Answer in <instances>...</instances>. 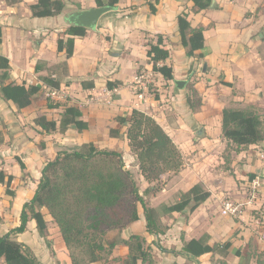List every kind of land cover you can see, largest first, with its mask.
<instances>
[{"label":"crops","instance_id":"0c3cea01","mask_svg":"<svg viewBox=\"0 0 264 264\" xmlns=\"http://www.w3.org/2000/svg\"><path fill=\"white\" fill-rule=\"evenodd\" d=\"M63 1L65 8L61 13L36 17L32 15L31 6L38 0H0V53L9 64L7 75L0 78V87L8 83H25L39 88L23 109H18L0 93V170L14 177L10 186L14 195L7 194L0 183V236L19 225L22 206L36 189L27 194L31 189L28 181L19 191L17 183L21 174L39 177L42 167L54 158L60 146L93 142L101 148L122 151L123 159L128 160L127 167L134 165L136 161L124 134L125 127L116 121V117L125 115L132 108L153 116L179 147L183 157L184 164L176 173L174 184L150 197L153 207L159 201L175 198L177 190L183 193L195 183L205 181L208 172L205 162L193 163L190 151L202 153V146H207L203 155L208 159H214L220 153L225 140L221 128L223 108L253 105L264 111V0H212L210 7L198 12L192 10L190 0H119L113 10L99 18L93 29H86L82 37H74L73 53L69 58L64 50H57V39L67 37L64 30L68 25V13L65 14L68 1ZM75 1L80 2L76 9L96 5L95 0ZM150 5L155 8L154 12ZM182 12L187 13L191 27L203 28L204 47L197 51L203 54L201 58L187 55L180 45L177 16ZM158 35L169 52L165 64L172 68L173 79L153 71L148 60L147 44L155 43ZM140 70L150 73V81L153 75L156 77L154 82L159 97L148 90V85L142 98L137 96L132 79ZM194 79L193 87L201 96L197 111H192L186 101V85L179 88L174 82L185 80L187 84L188 80ZM48 80L58 81L59 86H51ZM50 88L60 90L59 98H46ZM67 106L80 109L87 129L77 131L70 127L65 131L45 133L33 123L34 117L44 114L48 119H54L58 126L60 114ZM196 127L201 128L200 135L192 140L191 134ZM109 128H118L122 136H110ZM30 137L36 144L30 143L33 142ZM39 141L45 144L39 146ZM14 143L19 145L16 148L20 154H14ZM118 143L122 145L120 150L114 147ZM210 146H216L214 153H208ZM263 148L264 140L239 152L233 151L228 174L218 168L219 183L212 188L206 184L209 197L187 218L177 211L164 212L159 221L165 226L158 235L146 231L143 209L138 206V219L122 230L121 237L128 239L131 234L143 237L144 246L154 254L143 262L138 260L137 264H195L178 253L183 251L184 242L192 238L205 240L210 246L226 241L231 243L226 252L217 249L213 254L197 257L201 261L211 260L214 255L213 259H225L227 264H264ZM14 155L23 162V169L19 163L13 165ZM239 160L243 162L244 174L253 173L248 184L255 177L261 181L258 198L249 205L253 210L251 214L258 218L255 221L249 219V222L244 218L245 222H242L219 213L221 218L212 220L214 223L211 224L210 218L216 209L214 192H223L233 183L237 185L239 170L236 163ZM218 163H223L222 157ZM138 176L147 182L139 171ZM168 205L170 202L164 207ZM44 218L47 223L44 235L38 233L32 219L24 232L11 233L10 237L28 246L38 264H71L59 228L50 218ZM235 229L238 235L232 237ZM224 234L227 238H222ZM128 251L126 245L117 244L108 258L110 264H121Z\"/></svg>","mask_w":264,"mask_h":264},{"label":"trees","instance_id":"16d2710c","mask_svg":"<svg viewBox=\"0 0 264 264\" xmlns=\"http://www.w3.org/2000/svg\"><path fill=\"white\" fill-rule=\"evenodd\" d=\"M118 1L95 0V4L116 7ZM190 1L194 12L207 9L212 3V0ZM64 8L63 0H38L31 6V11L33 16L45 17L59 14ZM150 9L155 11L151 5ZM177 26L180 45L186 49L187 55L203 57L201 52L197 53L204 47L203 28L191 27L186 12L178 14ZM85 33V28L68 24L64 30L67 37L57 39V50H64L69 58L73 53L74 37H82ZM147 45V56L152 70L166 79H173L172 68L165 64L169 52L163 47L162 37L158 35L155 43L149 42ZM8 68V59L0 53L1 79L7 75ZM48 81L53 87L59 86L58 81ZM38 89V86L33 84L8 83L1 85L0 93L4 99L11 100L18 109H23L30 104L32 94ZM193 92L197 94L195 88ZM186 101L192 111H197L201 106L200 96L193 102L188 95ZM81 116L80 109L67 106L60 114L58 126L54 119H48L44 114L34 117L33 123L45 133L65 131L70 127L82 131L87 129L88 125ZM116 121L121 127H125L124 134L138 171L148 183L163 173H177L182 169L184 163L179 147L153 116L132 108L125 115L116 117ZM263 123L264 111L253 105L242 108L226 107L221 113L222 136L226 145L234 152L264 140ZM109 134L113 137L122 136L118 128H109ZM18 162L23 169V162ZM252 177L253 174L249 176ZM13 178L12 174L5 175L0 170V183L9 195H14L10 189ZM209 195V191L194 184L182 193L177 202L165 206L164 212L177 211L187 218ZM138 204L143 209L146 231L152 235L162 233L158 211L148 205L140 194L120 152L98 147L93 142L81 143L70 150H58L54 158L42 167L31 199L22 206L19 225L0 236V264H38L30 248L12 239L10 234L24 232L28 221L33 219L38 233L44 235L47 223L42 208L48 210L58 225L68 250L73 246L84 247L86 258H78L70 251L71 264L101 262L105 260V255H110L112 249L121 243L129 250L121 264H137L138 260L143 262L151 255L144 246L145 239L136 234H131L128 239L121 237L122 230L138 219ZM79 219L85 220L83 226L76 225ZM230 244L226 241L210 246L205 240L192 238L184 242L181 249L197 258L205 253H212L217 248L226 252ZM160 249L164 248L160 246Z\"/></svg>","mask_w":264,"mask_h":264},{"label":"rangeland","instance_id":"374dc122","mask_svg":"<svg viewBox=\"0 0 264 264\" xmlns=\"http://www.w3.org/2000/svg\"><path fill=\"white\" fill-rule=\"evenodd\" d=\"M67 1H68L67 2L68 7H67V10H65V14L69 13L70 11H72L74 9H76V7H78L80 5V2L78 3L75 0H67ZM198 69H199V72H201V66H199ZM190 71H192V70L190 69ZM154 81H156V77L153 75V78L147 84L148 85V90L153 95H156L157 97H159L160 92L156 90L157 87H156ZM195 82H196V79H194L193 81H189L188 80L187 84H185L186 85V94H187L186 96L190 95V98H191V100L193 102H196L197 97L200 96V94L198 92H197V94H195L193 92V89H194L193 85H194ZM183 88H185V87H183ZM46 98H49V97L46 96ZM48 101H50V103L51 102L53 103V100H51V99H48ZM200 129H201L200 127H196L193 130V133L191 134V139L192 140L198 138V136L200 135V132H199ZM263 132H264V123H263ZM30 138H31V140H33L32 137H30ZM77 140H79V139H77ZM30 143L31 144L32 143L36 144V141L33 140V142L30 141ZM40 143L41 144L42 143L45 144L44 141H39L38 142L39 146H42ZM77 145H79V144H73V142H72L71 145H69V146L68 145L67 146H60L59 150H70V149L76 147ZM17 146H19V145L17 143H14V149H13L14 154H16V153L20 154V151H18L19 149L17 150V148H16ZM57 147H58V145H57ZM114 147H117L120 150L122 148V145H121V143H118V144L114 145ZM206 149H207V146H202V153H199L197 150L190 151V155H191L190 157H192L193 163L196 164V163H198L199 160H203L205 162L204 165L208 169V172H206V175H205V177H206L205 181L204 182L200 181V182L195 183V184H198L203 189H207L206 188V184L209 187L212 188L214 186V184L219 183V178L218 177L220 175V171H218V168H223L224 171L227 172L226 174H228V170L231 169L230 165H231V162H232V160L234 158V152L231 149V147H228L226 145V140H224L223 147H221L219 149L220 151H218L220 153L217 154V156H214V159H211V157H210V159H208L207 155H203V153L205 152L204 150H206ZM217 149H218V147H217ZM215 150H216V146H214V147L210 146L209 150H208V153H210V154L214 153ZM263 150H264V148H263ZM120 153H121L122 158H123L122 151ZM220 157H222L223 163H218ZM18 161H19V156L14 155L13 165H15V164L17 165L19 163ZM123 161L126 164V161H128V160L126 159V161H125L123 159ZM242 165H243L242 160L241 161L239 160L236 163V166L238 167V170H239V172L237 173V185H235L233 183L232 187L229 186V189H226L223 192L222 191L214 192V195H213L214 202H213V204L216 206V209L213 211V214H212V216L210 218L211 224L214 223L212 220L217 221V220H219L221 218L219 213L221 214V205H222V202L224 201V199L229 198L231 200L243 201L244 198L247 197V195H248L247 194L248 193V185H249L248 184V181H249L248 178H249V174H253V173L246 172L244 174L242 172ZM136 167H137V165L135 163L134 165H131L129 167V170L131 171V174H132L133 178L135 179V182H136V185H137V187L139 189L140 194L142 196H146V199L144 198V200L150 206H151L150 197L155 195L154 193H156L158 191H161L163 188H166L167 186L174 184V182L176 180L175 179V175H177L176 173L166 172V173H163L162 175H160L157 179L151 181L150 183H147L145 181L140 180V177L138 176V170L136 169ZM39 178H40V176L39 177L36 176V177L30 178L28 176V173L21 174L19 182L17 183L19 191L24 187V185H26L25 182L29 181L28 184H30V187H31V189H29V191L27 193V194H29V192L33 191V188H36L37 185H35V183H36V181L39 180ZM30 179L32 180L31 183H30ZM147 184H149V185H147ZM146 186H148L147 189H146ZM181 197H182V191H180V190L178 191L177 190L175 198H173V199L172 198H168L166 201H159V204L157 206H155V208H156V210L158 211V214H159V220H160V216L165 214L164 213V209H163L164 205H166L169 202H170V204H172V203L178 201V199L181 198ZM257 198H258V196H257ZM138 206H140V205L138 204ZM249 208H250L249 205L246 206V208L244 209L243 213L240 214L239 216H236V217L235 216H228V217L229 218H235V220H240L242 222H245V221H243L244 218H246L248 220L247 222H249V219L252 220V221H255V219H257L258 217L257 216H253V214H251V212H253V210L251 211ZM42 210H43L44 216L50 218L51 222L54 223L58 227L56 222L52 219L51 215L48 213V210L46 208H42ZM84 224H85V220L84 219H82V220L79 219V220L76 221V225L77 226H83ZM161 226L164 227L165 225L161 223ZM236 230L237 229H235V231L233 232V236L232 237H237L238 231H236ZM86 232H88V230H86ZM222 238H227V234H224ZM83 248L84 247L73 246L71 248V250H69V253L71 251L78 258H86L87 255H86V253H84ZM217 249H219V248H217ZM214 252H212V254ZM152 254H154V253L151 252V255ZM109 257H110V255H105L104 256L105 260H102L101 264H110V260H108ZM211 257H212V259L208 260L210 262H208L206 260H204V261L200 260L201 261L200 264H219V263L227 264L225 259L224 260L223 259H219V258L213 259V258H215L214 255H211ZM189 264H194V263L193 262H189Z\"/></svg>","mask_w":264,"mask_h":264},{"label":"built area","instance_id":"2783aa9c","mask_svg":"<svg viewBox=\"0 0 264 264\" xmlns=\"http://www.w3.org/2000/svg\"><path fill=\"white\" fill-rule=\"evenodd\" d=\"M150 73H147L144 70L136 72L132 79V85L136 90V94L139 98H142L143 91L147 88V84L150 82ZM47 97L51 99H57L61 95L59 89L50 88L47 91ZM261 157L264 158V154H261ZM261 181L258 177L250 180L248 185V195L244 198L243 201L231 200L229 198L224 199L221 205V214L223 216H239L243 213L246 206L252 204L258 196L260 190Z\"/></svg>","mask_w":264,"mask_h":264},{"label":"water","instance_id":"95a60500","mask_svg":"<svg viewBox=\"0 0 264 264\" xmlns=\"http://www.w3.org/2000/svg\"><path fill=\"white\" fill-rule=\"evenodd\" d=\"M113 8L114 7L110 5H95L85 9H75L67 14L66 22L68 24L80 26L85 29H93L98 24L99 18L103 14L113 10ZM174 82L179 88H183L186 84L185 80H175ZM178 253L189 259H192L195 264H200V260L191 256L188 252L179 251Z\"/></svg>","mask_w":264,"mask_h":264}]
</instances>
